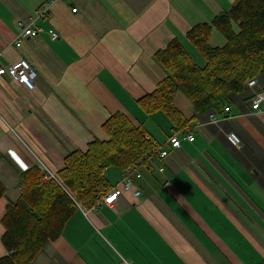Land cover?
I'll return each mask as SVG.
<instances>
[{
    "label": "crops",
    "instance_id": "crops-1",
    "mask_svg": "<svg viewBox=\"0 0 264 264\" xmlns=\"http://www.w3.org/2000/svg\"><path fill=\"white\" fill-rule=\"evenodd\" d=\"M235 1L0 0V64L25 58L37 72L33 89L0 75V258L7 254L2 217L20 196V175L32 166L42 173L40 160L58 176L65 156L107 139L102 124L122 112L141 123L168 155L130 171L133 188L141 190L138 197L121 191L113 207L78 203L60 237L47 242L31 264L264 259V104L259 112L250 107L253 93L264 89V72L254 77L253 87L229 93L226 112H196L178 91L174 105L187 119L181 129L162 112L145 113L140 103L165 76L155 53L176 39L202 66L205 60L188 41V31ZM44 5L48 13L36 16ZM21 23L40 31L21 37L17 46ZM210 44H225L216 29ZM230 130L241 138L239 146L227 141ZM185 132L194 140L183 139ZM174 133L181 139L177 148L168 142ZM120 182L108 184V190L121 188Z\"/></svg>",
    "mask_w": 264,
    "mask_h": 264
},
{
    "label": "trees",
    "instance_id": "trees-1",
    "mask_svg": "<svg viewBox=\"0 0 264 264\" xmlns=\"http://www.w3.org/2000/svg\"><path fill=\"white\" fill-rule=\"evenodd\" d=\"M213 29L226 39L224 45L210 44ZM187 39L205 63H195L184 45L172 40L155 53L165 76L140 99L145 113H164L175 129L183 128L187 120L174 105L178 91L196 112L210 108L222 112L229 93L242 92L247 80L264 72V0H236L211 22L194 25ZM102 127L107 139H94L85 150L65 156L57 174L66 190L55 180H44L37 166L20 175V196L6 206L2 217L1 241L7 254L0 264H31L47 242L60 237L78 203L92 206L108 190L107 167L126 171L153 154L154 139L122 112L112 114ZM3 193L0 184V197Z\"/></svg>",
    "mask_w": 264,
    "mask_h": 264
},
{
    "label": "built area",
    "instance_id": "built-area-1",
    "mask_svg": "<svg viewBox=\"0 0 264 264\" xmlns=\"http://www.w3.org/2000/svg\"><path fill=\"white\" fill-rule=\"evenodd\" d=\"M76 10L77 8L75 7L72 8V11H76ZM47 13H48V7L44 5L36 11V16L43 17ZM21 25H22V30L19 34L20 39H18V41L16 42L17 46L20 45L21 37L22 38L35 37L40 31V28L31 26V24L29 23H27V25H24L21 23ZM49 33L53 39L57 38V33L55 31L50 30ZM4 74L10 76L14 80L26 86L28 89L34 88V79L37 75V72L35 68L31 65V63L25 58L19 59L12 63H8L6 65L0 64V75H4ZM255 83H256L255 78L249 79L247 81V86L253 87ZM261 104H264V89L254 92L253 95L250 97L251 109L259 112L261 110ZM229 109H230L229 106L224 107L225 112L229 111ZM210 115L212 117L211 121L217 120L216 114L214 111H211ZM183 139H186L188 141H193L194 135L192 132H185L183 135ZM226 139L231 146L236 147L241 144V138L233 130H230L226 133ZM168 142H170L169 144L173 148H177L180 146L181 139L180 137H178V134L174 133L172 136H170ZM168 153L169 151L167 149H163L162 147H159L158 144L154 141V152L148 158V161L150 162V167L155 159H163L164 157L168 155ZM39 167L42 170L44 180H55L66 190V188L62 185L56 173L50 171L47 168V166L44 165L40 160H39ZM133 169H134V166L130 167L124 174L120 182L121 188L118 189V188L113 187L112 189H109L105 193L106 195H103L102 199L98 200L95 203V205L99 206L102 204H106L110 207H113L121 191L131 192L133 196L138 197L141 194V190L138 187L133 188V179H132V176L130 175L131 173L130 171H132ZM158 170L162 171L163 167L160 166ZM95 205H92L91 207L94 208ZM103 264H106V263H103ZM116 264H129V263L125 259H123L122 262H118Z\"/></svg>",
    "mask_w": 264,
    "mask_h": 264
},
{
    "label": "rangeland",
    "instance_id": "rangeland-1",
    "mask_svg": "<svg viewBox=\"0 0 264 264\" xmlns=\"http://www.w3.org/2000/svg\"><path fill=\"white\" fill-rule=\"evenodd\" d=\"M233 5V4H232ZM231 5V6H232ZM231 6H229L228 7V9L231 7ZM217 16V15H216ZM214 18V17H213ZM213 20V19H212ZM211 20V21H212ZM210 21V22H211ZM217 32H218V30H217ZM220 34V33H219ZM221 35V34H220ZM224 38V37H223ZM225 39V38H224ZM225 42H226V39H225ZM198 57H200V56H198ZM202 57V56H201ZM197 60V59H196ZM248 81V80H247ZM246 84H247V82H246ZM189 99V98H188ZM109 169V170H108ZM108 169H106L105 171H104V175H105V177H106V179H107V181H108V184H113V182L115 181V180H118V178H119V180L121 181L122 180V175H121V173H122V171L119 169V168H108ZM110 171H116V175H114V174H112Z\"/></svg>",
    "mask_w": 264,
    "mask_h": 264
}]
</instances>
